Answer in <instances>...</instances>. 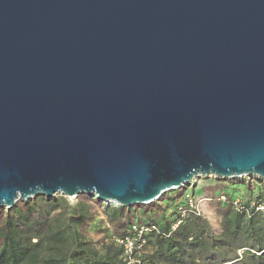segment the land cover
I'll return each mask as SVG.
<instances>
[{
	"label": "water",
	"instance_id": "1",
	"mask_svg": "<svg viewBox=\"0 0 264 264\" xmlns=\"http://www.w3.org/2000/svg\"><path fill=\"white\" fill-rule=\"evenodd\" d=\"M264 179V0H0V208H130Z\"/></svg>",
	"mask_w": 264,
	"mask_h": 264
},
{
	"label": "trees",
	"instance_id": "2",
	"mask_svg": "<svg viewBox=\"0 0 264 264\" xmlns=\"http://www.w3.org/2000/svg\"><path fill=\"white\" fill-rule=\"evenodd\" d=\"M227 184L218 233L192 206V191L181 187L161 197L157 217L126 219L119 237L143 245L135 249L140 264H264V212L255 210L264 200V179L233 178ZM103 213L114 223L124 208L111 205ZM93 218L85 199L70 203L58 195L18 202L0 216V264H125L122 246L85 237ZM132 225L147 230L138 236Z\"/></svg>",
	"mask_w": 264,
	"mask_h": 264
},
{
	"label": "rangeland",
	"instance_id": "3",
	"mask_svg": "<svg viewBox=\"0 0 264 264\" xmlns=\"http://www.w3.org/2000/svg\"><path fill=\"white\" fill-rule=\"evenodd\" d=\"M230 180L232 179L218 180L213 177H202L193 180L190 185L182 187L183 193L185 191H188V193L192 191L193 194H190L189 199L193 196L192 205L194 209L196 207L201 215L207 219L214 233L219 232V220L224 212V206H222L223 200H221V197L223 196L221 195L222 192H225V189L228 187L227 183ZM169 193L171 192H166L164 195ZM242 193L245 194V192ZM77 199L88 200L93 206V222L88 226H85L83 232L89 241H92L97 245L109 242L117 244L119 235L126 230V219L142 218L145 215H148L149 217H151V215L157 217L160 214L159 209L162 207V200L160 198L158 201H155L150 205L124 208L123 217L117 222L109 223L103 211L107 206H111L112 204L100 202L95 198H89L86 195H79L76 198H67L70 203L75 202ZM129 209L132 210L130 211ZM6 211H8L7 208H0V216H4Z\"/></svg>",
	"mask_w": 264,
	"mask_h": 264
},
{
	"label": "built area",
	"instance_id": "4",
	"mask_svg": "<svg viewBox=\"0 0 264 264\" xmlns=\"http://www.w3.org/2000/svg\"><path fill=\"white\" fill-rule=\"evenodd\" d=\"M221 200H224V197H221ZM190 202L192 203V201H190ZM236 203H237V201L234 204H236ZM195 210L198 211V209L196 207H195ZM255 210L259 211V212H264V200L259 202L256 205ZM131 229H132V231H138V236H141L142 233L146 232V230H147L144 227H140L138 229L137 225H132ZM134 242H135L134 239H130L128 237H126V238H120L119 237V239H117V244L123 247V262L125 264H140V261L136 258V256L138 257V255H140L141 252L135 251V249L138 250L143 245L142 244H138V247H135Z\"/></svg>",
	"mask_w": 264,
	"mask_h": 264
}]
</instances>
